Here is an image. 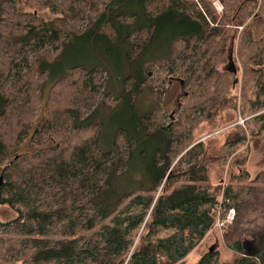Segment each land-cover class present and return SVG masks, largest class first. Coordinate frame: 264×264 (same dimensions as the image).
<instances>
[{"label":"trees","instance_id":"1","mask_svg":"<svg viewBox=\"0 0 264 264\" xmlns=\"http://www.w3.org/2000/svg\"><path fill=\"white\" fill-rule=\"evenodd\" d=\"M24 2L56 17L0 0V206L14 214L0 264H182L253 189L242 167L264 135V35L248 23L264 0ZM170 80L185 92L172 119ZM238 118L218 158L236 172L211 186L198 134ZM26 138L41 147L18 153ZM225 248L229 261L210 249L195 264H264V225Z\"/></svg>","mask_w":264,"mask_h":264},{"label":"rangeland","instance_id":"2","mask_svg":"<svg viewBox=\"0 0 264 264\" xmlns=\"http://www.w3.org/2000/svg\"><path fill=\"white\" fill-rule=\"evenodd\" d=\"M13 2L14 7L17 11L22 13L33 12L38 18L43 21H48L56 15H53L46 8H38V7H29L25 5V0H10ZM214 10L217 13L221 10V6L217 1H213L212 3ZM220 7V8H219ZM249 31L251 32V36L254 39H258L260 36L264 35V19H250L248 23ZM241 28H238L239 31ZM78 46V45H76ZM234 46L235 42L230 43L228 48V55L230 58H234ZM75 49V46L72 50ZM71 50V51H72ZM84 58V57H83ZM69 60V57L67 58ZM229 71H233V65L229 61L226 67ZM232 80V88L231 92L236 93L239 85V75L234 73L231 77ZM48 84L43 89V98L46 92V88ZM185 95L184 90H182L179 83L175 80L168 81L167 84L163 86V90L160 97V108L164 115L170 119L173 118L176 111L181 105L183 101V96ZM148 99L147 97L142 98V104L145 106L144 102ZM151 99L148 100V102ZM39 105L35 112V121H40L42 118V107L43 104ZM139 107V106H137ZM135 109H142L137 108ZM241 118L233 121L232 124L226 126L222 129H218L213 131L210 134L204 135V131L201 134H198L199 141L204 143L206 147V153L204 155L205 158H214L215 163L211 165L208 173V181L211 186L222 185L227 182L231 175L236 172V169L231 168L229 166L230 159L227 156L219 158V149L222 145L224 137H226L225 131L228 127H231L235 124L240 123ZM208 141L209 144L207 143ZM41 146H38L34 142L28 141V139H24L18 148V153H25L27 151H37ZM247 147L249 150V156L247 158L246 163L242 167V171H245L247 174V183L253 187L248 198L245 199L243 205L240 209L233 211V220L231 225L226 227L224 230H218L214 226L208 231L206 236L200 241L199 245L196 249H194L190 254H188L182 264H195L198 258L207 250H216L219 254L220 262H227L231 258V253L225 248L226 240H235L236 238L244 240L246 236L258 229V227L264 225V135H259L249 141L247 143ZM240 150H243L241 148ZM218 202L220 198L217 197ZM14 218V214L11 210L6 207L0 206V222H6Z\"/></svg>","mask_w":264,"mask_h":264},{"label":"built area","instance_id":"3","mask_svg":"<svg viewBox=\"0 0 264 264\" xmlns=\"http://www.w3.org/2000/svg\"><path fill=\"white\" fill-rule=\"evenodd\" d=\"M217 11L220 12V10ZM240 123H242V120L240 121ZM233 217V210L230 209L227 211L226 216L223 219H216L213 226L218 230H224L228 225L232 223Z\"/></svg>","mask_w":264,"mask_h":264}]
</instances>
